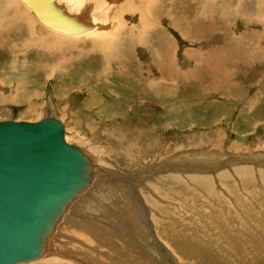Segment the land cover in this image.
I'll use <instances>...</instances> for the list:
<instances>
[{
    "label": "rangeland",
    "instance_id": "obj_1",
    "mask_svg": "<svg viewBox=\"0 0 264 264\" xmlns=\"http://www.w3.org/2000/svg\"><path fill=\"white\" fill-rule=\"evenodd\" d=\"M110 1L113 4L107 11L103 9L105 13L90 11L94 15L89 13L86 18V30L91 31L98 26L92 17L102 15L104 21L105 14L107 29L104 31L114 32L117 28L115 33L120 31L123 35L116 45L113 42L114 51L107 49L113 56L108 61L101 54H91V49L100 51V46L90 39L95 33L84 32V36L75 37L71 44L60 37L53 47L45 43L39 51L33 48L34 53L23 49L18 38L0 45V120L38 121L54 115L66 126L65 140L82 149L85 143L79 137L80 132L87 139H96L104 148L108 146L110 152L115 148L125 153L132 143H137V149L154 146L156 160L155 163L150 160L154 164L152 169L149 167L154 175L164 166L156 161L168 156L171 160L180 154L211 164L227 163L239 156L264 161V0ZM74 18L79 23L76 19L80 17ZM19 28L18 34L24 31L21 36L27 37V26ZM53 51L57 58L55 54L50 56ZM76 56L84 58L71 65L65 61ZM138 136L142 145L138 143ZM234 167L230 164L221 169L242 178L244 168H253ZM254 173L258 177V170L254 169ZM96 184L92 180L90 187L95 188ZM215 187L218 186L215 184ZM249 187L256 191V181L250 182ZM243 188L239 186L237 194H243ZM121 189L126 197L132 198L133 189ZM243 197L247 199L244 202L233 198L222 217H249L246 207L252 205L258 232L255 234L263 239L264 203L260 205V200H264V190L256 200L246 193ZM215 210L218 213L220 206ZM202 211L194 203L178 215L187 217ZM69 214L79 219L80 213L75 207ZM66 218L57 231L66 227ZM227 235L238 239L233 246L246 244L240 236ZM184 237L185 241L192 239L189 228ZM88 238L91 240L86 243L99 251V260L93 264L100 261L101 264H122L130 260L129 255L121 256L118 251V257L112 258L113 251L108 246ZM262 239L258 240V246ZM78 243L73 246L77 248ZM190 246L212 247L210 243ZM84 249L85 246L81 250ZM230 251L232 254L225 252V258H220L224 261L221 264H264V254L260 252L254 260L252 252L244 258L239 249ZM52 252L47 257L45 254L44 259L26 264H79L78 260L75 263L72 258L56 257ZM217 253L219 249H212L213 255ZM235 253L237 259H233ZM172 259L171 250L155 241L142 264H170ZM191 262L212 264L214 259L209 258L205 263L185 259V264Z\"/></svg>",
    "mask_w": 264,
    "mask_h": 264
},
{
    "label": "bare ground",
    "instance_id": "obj_2",
    "mask_svg": "<svg viewBox=\"0 0 264 264\" xmlns=\"http://www.w3.org/2000/svg\"><path fill=\"white\" fill-rule=\"evenodd\" d=\"M1 1H3V6L0 7V35L2 36L0 45L8 43L13 38H18L23 49L33 52V48H37L39 51L45 43L53 47L57 42V38L60 37L65 38L63 40L71 44L76 40L75 37L84 32H88L86 34L95 33L90 39L92 38L100 46V51L91 49V54L98 56L101 54V58L108 61L107 59L113 56L107 49L114 51L115 45L123 38L120 31L115 33L117 28L114 32H111L110 29L104 31L107 29L105 14L104 21L102 15H99L100 19L99 17H92V20H96L95 25L98 26L94 30H86V18H88L90 11L102 10L105 13L103 9L107 11L113 4L110 0ZM1 15H3L2 18ZM77 15L80 17L79 20L76 19L79 23L74 18ZM92 15L94 14L92 13ZM37 24L47 30L45 31ZM20 25L27 26V37H22L24 31L18 34ZM135 25L137 26V24ZM12 28L14 29L13 32L11 31ZM12 33L13 35H11ZM41 34L44 38H41ZM94 35H98L97 38H94ZM7 36H9V39ZM48 42H51V45ZM113 42H115V45ZM36 54L40 53L37 52ZM54 54L57 58L55 51L51 52L50 56ZM80 58H84V56H76L65 61H68L71 65ZM64 65L67 66V64ZM105 70L101 71L104 72ZM52 116L61 121L58 117ZM62 124L65 135L66 126L64 122ZM79 137L84 140V150L76 143L67 142L64 136L63 139L67 144H73L79 148L80 154L77 152V154H70L67 157L68 159L73 158V161L77 164L78 171L81 174L79 185L82 183V179H86V183L75 190L72 189V195L65 206L64 212L60 215L52 233L46 238L47 245L42 255L37 259L22 261L17 264H26V262L42 259L45 254L52 251L56 257L72 258L71 261L78 260L79 264H93V261L99 260L97 258L99 251L93 245L90 246L86 243V241L91 240L88 237L95 239L103 246H108L110 251H113L110 252L112 258L118 257L117 251L121 256L124 254L129 255L130 260L128 262L123 261L122 264L144 263L152 243H155V241L161 243L165 249L168 247L173 253V259L169 260L170 264H185V259L188 262L190 260L205 263L209 258L214 259L212 264H221L224 261L221 262L220 258H225V252H227L226 255L229 252L232 254L230 250L233 249H239L244 258H247L249 253L252 252L254 260L257 259L256 255L259 252L264 254V238L262 239V236L255 234L258 232L254 226L256 215L252 205L246 207L249 217L236 218L231 216L228 219L222 217L225 208L232 205L231 200L233 198L244 202L247 199L243 197V194L246 193L251 199H258L259 192L264 190V169L259 168V166L264 167V161L260 163L259 160L246 157V159H243L244 157L239 156L240 158L237 157L227 163L211 164L212 162L202 163V160H198V158L196 160V158L182 157L183 155L180 154V157L177 156L174 159L171 157V160L168 156L164 157L163 160L161 159V161H159L160 159L156 161L157 163L161 162L164 166L161 167L162 171L159 174L154 175L149 169V167L152 169L156 160L154 159V157L156 158L154 146H141L137 149V143L136 145L132 143L125 153H120L119 150L109 147L112 149V152H110L107 149L108 146L104 148L106 146L103 144L104 147L101 146L96 139L93 141L87 139L84 133L80 132ZM138 137L140 139L138 143L142 145L141 136ZM83 142L82 144H84ZM49 153L51 159L58 154L60 157L63 156L60 147L51 146ZM85 158L89 161L86 169L83 168ZM139 160H145V162L139 164ZM150 160L154 163L152 164ZM230 164H233L234 168L237 169L242 167L253 168H244V172L240 175L242 178H240L235 173L232 174V172L221 169V167ZM254 169L258 170V177L255 176ZM72 172L75 173L74 170ZM92 180L97 182L95 188L90 187ZM254 180L258 187L255 188L256 191L249 187L250 182ZM214 183L218 187H215ZM239 186L244 187L242 190L244 193L241 195L237 194ZM121 188L133 189L132 198L126 197ZM260 202V205H262L264 200L261 198ZM194 203H198L202 207V213L179 217L178 214ZM218 206H220V210L217 213L215 209ZM72 207H75L80 213L77 220L75 214H69ZM233 210L235 211V208ZM66 217H68L69 222L67 221L66 227L62 228L64 231H57L61 222L67 219ZM188 228L192 239L185 241L184 234ZM129 233L131 234L129 235ZM229 233L240 236V239L246 244L233 246L238 239L228 238L227 234ZM150 239L152 240L150 241ZM260 239H262L261 246H258L257 243ZM75 242L79 244L77 248L73 246ZM149 242H151V245ZM197 243H210L212 247L195 249L190 246V244ZM222 243H225L229 248L220 246ZM49 244H52V246ZM83 246H85V249L81 250ZM212 249L215 251L219 249L220 253L213 255ZM236 254L233 255V259H237ZM78 255L80 256L78 257ZM47 256L50 255L47 254L45 257ZM59 259L62 258L59 257ZM100 262L102 263V261ZM229 263H233V261Z\"/></svg>",
    "mask_w": 264,
    "mask_h": 264
},
{
    "label": "water",
    "instance_id": "obj_3",
    "mask_svg": "<svg viewBox=\"0 0 264 264\" xmlns=\"http://www.w3.org/2000/svg\"><path fill=\"white\" fill-rule=\"evenodd\" d=\"M63 136L62 122L52 115L38 121L0 120V264L41 256L72 189L86 183L82 179L79 185L80 171L67 157L80 150ZM51 146L60 147L63 156L52 161ZM88 163L85 158L84 169Z\"/></svg>",
    "mask_w": 264,
    "mask_h": 264
},
{
    "label": "crops",
    "instance_id": "obj_4",
    "mask_svg": "<svg viewBox=\"0 0 264 264\" xmlns=\"http://www.w3.org/2000/svg\"><path fill=\"white\" fill-rule=\"evenodd\" d=\"M213 1H214V0H213ZM252 6H253L254 9H257V8H256L257 6H254V5H252Z\"/></svg>",
    "mask_w": 264,
    "mask_h": 264
}]
</instances>
